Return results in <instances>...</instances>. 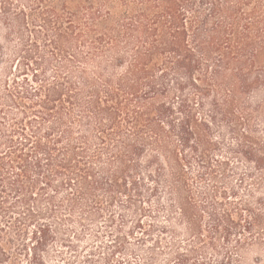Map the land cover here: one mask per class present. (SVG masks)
<instances>
[{
	"label": "trees",
	"instance_id": "16d2710c",
	"mask_svg": "<svg viewBox=\"0 0 264 264\" xmlns=\"http://www.w3.org/2000/svg\"><path fill=\"white\" fill-rule=\"evenodd\" d=\"M0 264H264V0H0Z\"/></svg>",
	"mask_w": 264,
	"mask_h": 264
}]
</instances>
